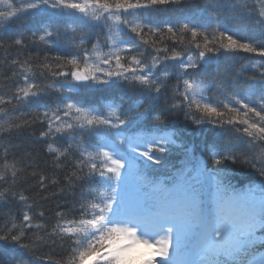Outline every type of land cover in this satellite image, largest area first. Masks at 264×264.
Listing matches in <instances>:
<instances>
[{
	"label": "snow or ice",
	"instance_id": "1",
	"mask_svg": "<svg viewBox=\"0 0 264 264\" xmlns=\"http://www.w3.org/2000/svg\"><path fill=\"white\" fill-rule=\"evenodd\" d=\"M0 220V264H264V0H0Z\"/></svg>",
	"mask_w": 264,
	"mask_h": 264
},
{
	"label": "trees",
	"instance_id": "2",
	"mask_svg": "<svg viewBox=\"0 0 264 264\" xmlns=\"http://www.w3.org/2000/svg\"><path fill=\"white\" fill-rule=\"evenodd\" d=\"M245 62H246L245 60H238V61L236 62V67H239V65H240L241 63H245ZM230 71H234V69H230ZM253 71H254L253 69H248L247 72H246V75H250ZM241 82H242V83H245V84L247 83V81H245L244 78H241ZM21 139H22L21 137H14V138H13V141H14V142H18V141L21 140ZM5 210H7V209H5ZM2 222H3V221L0 220V223H2ZM18 258H19V257L12 256V255H10V256L7 257V259H8L9 261L13 262V264H14V261H15L16 259H18ZM24 259H25V260H28V261L30 262V264H39V262L36 261L33 257L25 256Z\"/></svg>",
	"mask_w": 264,
	"mask_h": 264
}]
</instances>
